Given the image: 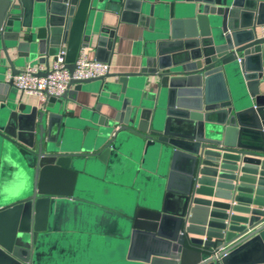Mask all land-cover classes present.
Instances as JSON below:
<instances>
[{
  "label": "water",
  "instance_id": "water-1",
  "mask_svg": "<svg viewBox=\"0 0 264 264\" xmlns=\"http://www.w3.org/2000/svg\"><path fill=\"white\" fill-rule=\"evenodd\" d=\"M106 14L141 29L137 68L23 104L7 71L46 75L64 51L72 74L80 47L109 65ZM263 23L264 0H0V264H47L62 210L88 206L76 177L101 178L127 144L155 191L111 213L128 247L111 264H264ZM80 90L96 97L76 111Z\"/></svg>",
  "mask_w": 264,
  "mask_h": 264
},
{
  "label": "crops",
  "instance_id": "crops-1",
  "mask_svg": "<svg viewBox=\"0 0 264 264\" xmlns=\"http://www.w3.org/2000/svg\"><path fill=\"white\" fill-rule=\"evenodd\" d=\"M101 25L116 27L108 72L135 70L139 61L136 44L141 39V29L129 18L118 24V17L114 14H106ZM86 51L89 58L95 57L94 49L86 48ZM19 93L22 94V103L28 108L39 105L40 101L35 95L18 91ZM75 97L79 105L70 103V106L78 111L80 105L91 107L96 94L80 90ZM5 98L4 94L0 102ZM77 130L76 128L73 130L71 137L78 132ZM140 155L139 149L127 144L120 157L111 162L101 178L89 174L76 177L75 192L88 206L72 205L62 210L65 215H63L62 228L52 234L44 246L47 264H111L114 261L124 260L128 248L127 242L110 233L112 232L111 213L124 215L123 210L128 204L131 190L146 196L152 195L155 191V186L147 180L137 181L138 173L133 166H138L136 162ZM7 166L9 169L7 179L14 177L15 182H20L21 178L14 164L8 162ZM135 255L139 256L140 252L137 251Z\"/></svg>",
  "mask_w": 264,
  "mask_h": 264
},
{
  "label": "built area",
  "instance_id": "built-area-1",
  "mask_svg": "<svg viewBox=\"0 0 264 264\" xmlns=\"http://www.w3.org/2000/svg\"><path fill=\"white\" fill-rule=\"evenodd\" d=\"M259 34L264 37V23L258 27ZM75 68L69 74L65 68L64 51L56 54L55 60L49 64L46 75H37L43 70L41 65L26 64L19 73L11 75L7 71L5 81L11 84L20 92L35 95L40 103L48 96H58L66 88L70 78L89 79L105 75L109 71L106 62L89 58L86 47H80L74 60ZM264 209V208H263Z\"/></svg>",
  "mask_w": 264,
  "mask_h": 264
},
{
  "label": "rangeland",
  "instance_id": "rangeland-1",
  "mask_svg": "<svg viewBox=\"0 0 264 264\" xmlns=\"http://www.w3.org/2000/svg\"><path fill=\"white\" fill-rule=\"evenodd\" d=\"M69 223H71V222L69 221Z\"/></svg>",
  "mask_w": 264,
  "mask_h": 264
}]
</instances>
